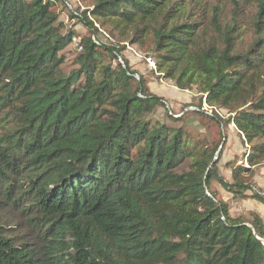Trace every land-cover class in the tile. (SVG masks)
<instances>
[{
	"label": "trees",
	"instance_id": "1",
	"mask_svg": "<svg viewBox=\"0 0 264 264\" xmlns=\"http://www.w3.org/2000/svg\"><path fill=\"white\" fill-rule=\"evenodd\" d=\"M90 1L73 15L80 37L54 8L65 0H0V264H264V218L233 216L212 189L264 205L253 184L264 161V3L249 44L205 0ZM125 43L147 46L163 79L228 111L249 146L248 166L229 164L233 182L219 159L210 168L219 145L152 119L165 101L132 70Z\"/></svg>",
	"mask_w": 264,
	"mask_h": 264
},
{
	"label": "rangeland",
	"instance_id": "2",
	"mask_svg": "<svg viewBox=\"0 0 264 264\" xmlns=\"http://www.w3.org/2000/svg\"><path fill=\"white\" fill-rule=\"evenodd\" d=\"M208 7L211 9L210 16L217 11L220 17L226 23H236L245 27L243 29V39L249 44L254 38H260V32L253 29L254 16L259 11V4L264 3V0H205ZM55 10L60 15V21L66 26V29L76 32L78 36L85 37L87 35L86 27L80 23L79 16L92 8L90 0H65V2L57 3L54 6ZM92 20V19H91ZM96 28H99V38L107 45H112L117 42V35L110 34L106 29H102L99 23H96ZM264 28V26H263ZM264 39V37H263ZM78 38L65 51L66 63L63 67L66 73H69L75 67V60L81 53L77 48ZM123 47V56L129 62L132 70L143 76L148 83L151 93L162 98L166 103L157 109L152 115L154 121L172 124L175 127H183L189 134L201 142L212 144L221 148L220 158L217 165L219 174L227 182H233L232 169L229 168L230 163L248 166L244 162L245 155L248 154L249 146L239 134L233 124H227L229 114L227 110L218 107L209 106L206 101H201L203 95L196 88L191 91H181L175 86L173 80H166L157 73L156 68L152 63L154 60L147 54L148 47L140 45H131L125 43ZM201 113H204L203 115ZM169 115H175L179 121L173 123ZM219 117L222 123L215 117ZM182 119V120H181ZM248 180V179H246ZM264 181V161L255 169L253 184L256 189H259L258 183ZM251 184V183H250ZM212 189L218 194L219 199L227 202L231 210L235 209L234 202L244 203V206L250 208V201L253 199L235 200L233 196L224 191L221 186L213 182ZM260 190V189H259ZM250 195L251 193L248 192ZM231 198V199H226ZM238 207V205H237ZM243 207L242 211H233L235 216H243L249 219L251 213L246 212ZM244 210V211H243Z\"/></svg>",
	"mask_w": 264,
	"mask_h": 264
},
{
	"label": "crops",
	"instance_id": "3",
	"mask_svg": "<svg viewBox=\"0 0 264 264\" xmlns=\"http://www.w3.org/2000/svg\"><path fill=\"white\" fill-rule=\"evenodd\" d=\"M258 185H259V189L264 192V181L261 183H258ZM226 199H231V198H226ZM250 203H251L250 208L249 207L246 208L244 206V203H239L238 201L234 202L235 209L231 210L232 215L235 216L233 214V211H236V212L239 211L240 212V211H242V208L245 207L247 209L246 212L254 211V213H257L259 216L264 218V205H262L261 203L255 201V200L250 201ZM237 205H238V207H237Z\"/></svg>",
	"mask_w": 264,
	"mask_h": 264
},
{
	"label": "water",
	"instance_id": "4",
	"mask_svg": "<svg viewBox=\"0 0 264 264\" xmlns=\"http://www.w3.org/2000/svg\"><path fill=\"white\" fill-rule=\"evenodd\" d=\"M120 62L122 63L123 67L126 69V65L124 64V62H123L122 60H120ZM137 79L140 80V77L138 76ZM165 103H166V102H165ZM220 151H221V148L219 149L218 153L216 154V156H215V158H214V161H213V163L211 164L210 168H211L214 164H216V163L218 162V159H219V156H220ZM205 189H206V187H205ZM247 226H248L249 228H251V229H254L250 224H247ZM255 235L257 236L256 233H255ZM258 239H259V238H258ZM259 240H260V241L262 242V244L264 245V239H259Z\"/></svg>",
	"mask_w": 264,
	"mask_h": 264
},
{
	"label": "built area",
	"instance_id": "5",
	"mask_svg": "<svg viewBox=\"0 0 264 264\" xmlns=\"http://www.w3.org/2000/svg\"><path fill=\"white\" fill-rule=\"evenodd\" d=\"M75 40H76V39H74V41H75ZM152 65H153L154 68H156L155 62H153Z\"/></svg>",
	"mask_w": 264,
	"mask_h": 264
}]
</instances>
